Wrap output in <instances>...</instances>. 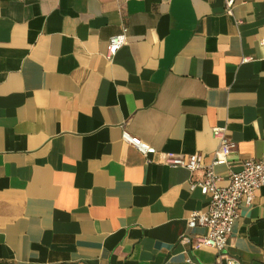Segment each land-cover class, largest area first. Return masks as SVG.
Listing matches in <instances>:
<instances>
[{
	"label": "crops",
	"instance_id": "crops-1",
	"mask_svg": "<svg viewBox=\"0 0 264 264\" xmlns=\"http://www.w3.org/2000/svg\"><path fill=\"white\" fill-rule=\"evenodd\" d=\"M225 2L0 0V264H223L187 225L203 172L162 155L210 164L225 127L221 187L264 158V0ZM225 254L264 264V187Z\"/></svg>",
	"mask_w": 264,
	"mask_h": 264
},
{
	"label": "built area",
	"instance_id": "built-area-1",
	"mask_svg": "<svg viewBox=\"0 0 264 264\" xmlns=\"http://www.w3.org/2000/svg\"><path fill=\"white\" fill-rule=\"evenodd\" d=\"M142 1V0H138ZM235 0H226V13L231 15ZM128 29L122 28L121 33L112 36L108 41L106 59L111 61L115 54L126 44ZM218 147L213 154L210 164L204 163L201 154L187 157L174 154H163L162 163L173 168H184L191 174L203 172L202 180L192 182L191 191L198 189L202 196L210 197V206L207 212H193L188 219V228H204L206 235L199 238L196 248L207 247L218 256L223 264H240V262L225 254L228 239L234 222L238 218L239 207L242 203L250 206L258 189L264 187V158L262 160H247L241 170L231 172L226 186H219L221 177L215 173L218 166H226L228 158L236 149L235 143L229 138L225 127L212 130ZM122 140L137 150L144 158L154 156L157 151L150 145L131 136L125 129L122 131Z\"/></svg>",
	"mask_w": 264,
	"mask_h": 264
}]
</instances>
